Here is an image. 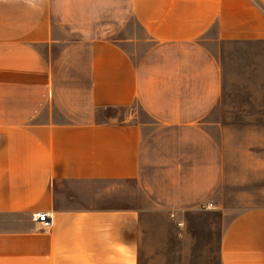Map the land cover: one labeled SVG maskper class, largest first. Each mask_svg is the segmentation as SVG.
Listing matches in <instances>:
<instances>
[{
    "label": "crops",
    "instance_id": "1",
    "mask_svg": "<svg viewBox=\"0 0 264 264\" xmlns=\"http://www.w3.org/2000/svg\"><path fill=\"white\" fill-rule=\"evenodd\" d=\"M256 184L264 0H0V264H149L152 211L197 257L264 264V203L227 221L219 195Z\"/></svg>",
    "mask_w": 264,
    "mask_h": 264
},
{
    "label": "rangeland",
    "instance_id": "2",
    "mask_svg": "<svg viewBox=\"0 0 264 264\" xmlns=\"http://www.w3.org/2000/svg\"><path fill=\"white\" fill-rule=\"evenodd\" d=\"M244 68L234 67L232 69V75H238L242 72ZM232 87V85H231ZM140 113L141 110L138 104H134L131 108L126 109H109L105 110L102 114L105 119L108 120H116L122 121L127 117L130 113ZM221 117H224L226 111L221 107L220 109ZM219 117L218 113L215 115ZM264 189V184H256L251 186H243V187H231L227 186L225 189H220L219 195L222 199V206L225 210H221L225 213L227 221L232 219L234 216L241 213L244 209L253 207L256 204L264 203V195H260V191ZM138 202L141 204L145 203L142 195H138ZM171 218L170 215L161 211H152L148 212L147 220L148 224L152 225V228L156 229L157 233V247L160 250H164L163 253L165 256H161L157 259L148 260L149 264H218L216 258H201L199 253L201 251L202 243H206V237L202 236H193V243L191 247L186 248L183 243V239L179 238L178 244H171L170 237V226L167 223L168 219ZM154 225V226H153ZM164 246V247H163ZM185 246V248H184ZM189 250L190 254L188 255L184 250ZM194 250V251H193Z\"/></svg>",
    "mask_w": 264,
    "mask_h": 264
},
{
    "label": "built area",
    "instance_id": "3",
    "mask_svg": "<svg viewBox=\"0 0 264 264\" xmlns=\"http://www.w3.org/2000/svg\"><path fill=\"white\" fill-rule=\"evenodd\" d=\"M33 221L40 224L42 232H50L53 227V216L50 212H41L33 215Z\"/></svg>",
    "mask_w": 264,
    "mask_h": 264
},
{
    "label": "clouds",
    "instance_id": "4",
    "mask_svg": "<svg viewBox=\"0 0 264 264\" xmlns=\"http://www.w3.org/2000/svg\"><path fill=\"white\" fill-rule=\"evenodd\" d=\"M29 2H31V0H29Z\"/></svg>",
    "mask_w": 264,
    "mask_h": 264
}]
</instances>
